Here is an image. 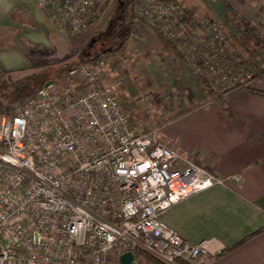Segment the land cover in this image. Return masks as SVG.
<instances>
[{
	"label": "built area",
	"instance_id": "1",
	"mask_svg": "<svg viewBox=\"0 0 264 264\" xmlns=\"http://www.w3.org/2000/svg\"><path fill=\"white\" fill-rule=\"evenodd\" d=\"M103 1L36 0L68 38L91 25ZM130 8L193 70H210L220 93L264 76V43L244 54L243 40L213 14L195 17L176 0ZM105 66L101 56L79 64L0 116V264H120L127 251L132 264L135 251L196 264L204 254V241H187L162 215L240 175L219 177L183 158L160 142L157 126L138 130L117 96L122 78L99 83Z\"/></svg>",
	"mask_w": 264,
	"mask_h": 264
},
{
	"label": "crops",
	"instance_id": "2",
	"mask_svg": "<svg viewBox=\"0 0 264 264\" xmlns=\"http://www.w3.org/2000/svg\"><path fill=\"white\" fill-rule=\"evenodd\" d=\"M236 3L254 5L264 14V0H231L232 6ZM252 19L264 24V17ZM44 20L36 0H0V67H25L27 42L46 45L51 27ZM259 78L249 86L264 90V78ZM196 89L197 99L191 102L207 100L205 90ZM200 104L189 113L192 122L177 132L178 141L160 142L219 177L239 174L240 180L188 196L162 220L187 241H204L205 252L196 264H264V96L246 88Z\"/></svg>",
	"mask_w": 264,
	"mask_h": 264
},
{
	"label": "rangeland",
	"instance_id": "3",
	"mask_svg": "<svg viewBox=\"0 0 264 264\" xmlns=\"http://www.w3.org/2000/svg\"><path fill=\"white\" fill-rule=\"evenodd\" d=\"M119 1L112 0L111 6L102 13V17L96 25L89 26L81 35L73 38L62 36L55 30L51 22L44 20L45 23H48L49 28L51 27L49 36L51 33L54 34L50 36L46 45L27 42L32 47L28 48L27 44L26 53H32V55L27 57L26 54L28 63L25 67L35 66V69L39 71L47 66H53L49 65L50 63H63V65L74 69L77 65L84 64L82 60L84 57L81 55H86L88 51V54L89 52L91 53L87 57H93L95 56L94 52L97 51L98 54L92 61L101 56L106 63L104 74L99 83H113L117 77L122 78V83L119 87H116L117 96L131 123L138 130H147L157 126L159 128V139L176 142L178 141L177 132L183 131L193 120L189 113L202 107L201 102L208 101L210 98H215L217 94H220V85L218 84L217 86L216 82L210 79V70L202 68L199 71L200 73L196 72L186 62L181 53L178 52L180 55L178 57L172 50L163 46L155 34L139 19V24L136 22L138 24L136 32L127 35L122 48L114 55L104 56L101 46L106 37L109 36L108 32L110 33V29L108 28L112 22H115L114 19H118L123 13V10L121 11L117 8L119 5L123 6V2ZM176 1L183 5L188 14L190 13L195 17L213 14L221 21L224 30L231 37H241L243 45L249 47L250 40L252 41V39L244 35L245 22L252 25L264 39V29H262L264 24L262 25L260 22L252 23L250 20L251 17H253V21L261 20L264 17V14L261 15L254 5L242 6L245 9L240 11L241 5L236 3L232 6L231 0H229L230 5L226 4L227 0ZM110 38L109 42L104 45L107 49L110 46ZM224 39L225 37L222 40ZM59 40L60 42L56 43ZM61 42L63 44H60ZM216 45L219 47L223 46L225 41L224 43L223 41L217 42ZM68 61L72 63L68 65ZM48 69L54 70L51 67ZM3 70H6V68L0 67V82L5 78L7 79V75ZM70 72L60 79L58 78L59 82L67 78ZM22 74L24 73L16 72L12 74L10 85L0 87L2 88L0 90V116L5 112H12L29 97L27 96L19 101L16 100L7 104L2 95L14 93L12 86L19 82ZM261 78H264V76H260L259 79ZM200 79L204 81V84ZM200 86L209 95V99L207 98V100H202L201 102L198 100L191 102V100L197 99L198 90L196 87L200 88ZM181 156L188 159L184 155ZM140 258L157 262L151 255L142 251L137 255V259ZM137 263L141 264L138 261Z\"/></svg>",
	"mask_w": 264,
	"mask_h": 264
},
{
	"label": "trees",
	"instance_id": "4",
	"mask_svg": "<svg viewBox=\"0 0 264 264\" xmlns=\"http://www.w3.org/2000/svg\"><path fill=\"white\" fill-rule=\"evenodd\" d=\"M111 1L112 0H104L100 4L99 14L96 17V19L91 23V25L97 24V22L102 17V13L104 11H106V9L108 7L111 6ZM121 1L123 2V6L119 5L117 8H119V10H121V11L123 10V13L120 17H118V19H114L115 22H112L108 28V29H110L109 30L110 33L108 32V34L111 38L109 36L106 37V39L102 43L103 45L101 44L102 45L101 48L103 49V53L105 54L104 56L114 55L124 45V42L127 39L126 38L127 35L129 33L136 32L135 25H136V22H138V19L133 15L131 8H130V4H131L132 0H120L119 2H121ZM226 4L230 5L229 0H227ZM151 30L155 34L156 38L163 44V46H165L166 48H169L170 50L173 51L174 54H176V56L180 57V55L176 51L175 47L170 43V41L168 39H166L163 36L162 33H160L159 31H157L155 29H151ZM243 32H244V35L247 36L248 38L252 39V41L250 40L249 47L247 45H243V43L239 44L238 48L240 49L241 52H243L245 54H251L252 52H254L256 50V47L258 45H262L264 43L263 37L260 36L258 34V32L256 31V29H254L252 25H249V23L247 24L245 22V27L243 29ZM52 34H54V33H51V35ZM234 37H237V36H234ZM109 38H110V46H109V49H107L104 47V45L109 42ZM58 42H60V40L56 41V43H58ZM60 44H63V43L61 42ZM29 47H32V45L28 44V48ZM86 53H87L86 55H81L84 57L82 59L84 61L83 63L90 62V60H92L98 54V52L95 51L94 52L95 56L87 57L91 52H89V54H88V51H87ZM26 54H27V57H30L32 55V53H30V54L26 53ZM71 63L72 62L68 61V65H70ZM54 64H56V63H50L49 64V65H53L54 67L53 66H47L46 68H43L39 71H37L35 69L36 68L35 66L3 70V72L7 75V79L5 78V79H3V81L1 80L0 87H6V86L10 85V83L12 82L11 81V75L12 74H14L16 72L17 73H21V72L24 73V74H22V77L19 78V82H17L16 85L12 86L14 93H11L9 95H4L1 93L4 96L5 102L7 104H10L11 102H14L16 100L19 101L22 98H25L27 96H31V95L37 93L38 91H40L41 89H43L45 83H47L48 81H51V82L59 81L58 78L60 79L62 76L68 74L73 69V68L71 69V67H68L67 65H63V63L62 64H56V65H54ZM50 67L54 70L48 69ZM198 80H199V78H198ZM201 82L204 84V81L201 80ZM243 88L251 89V91L253 93L264 96V90L253 88L250 86H244V87L242 86V87L230 88V89H228V90H226L220 94H217L215 96V98L221 99L222 97H224L225 94L232 92V91H235V90H238V89H243ZM0 90H2V88H0ZM139 252L140 251H137V252L135 251L134 253L137 256ZM156 261L159 264H164L158 260H156ZM180 264H190V263L180 261Z\"/></svg>",
	"mask_w": 264,
	"mask_h": 264
},
{
	"label": "water",
	"instance_id": "5",
	"mask_svg": "<svg viewBox=\"0 0 264 264\" xmlns=\"http://www.w3.org/2000/svg\"><path fill=\"white\" fill-rule=\"evenodd\" d=\"M52 82L48 81L47 83H45L44 87H47L48 85H50ZM134 260V255L132 252L127 251L125 253H123L120 258H119V263L120 264H132V261Z\"/></svg>",
	"mask_w": 264,
	"mask_h": 264
}]
</instances>
